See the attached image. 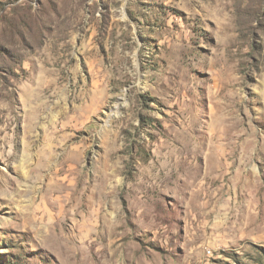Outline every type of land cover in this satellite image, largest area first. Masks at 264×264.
Instances as JSON below:
<instances>
[{"label":"rangeland","instance_id":"374dc122","mask_svg":"<svg viewBox=\"0 0 264 264\" xmlns=\"http://www.w3.org/2000/svg\"><path fill=\"white\" fill-rule=\"evenodd\" d=\"M0 264H264V0H0Z\"/></svg>","mask_w":264,"mask_h":264},{"label":"bare ground","instance_id":"6f19581e","mask_svg":"<svg viewBox=\"0 0 264 264\" xmlns=\"http://www.w3.org/2000/svg\"><path fill=\"white\" fill-rule=\"evenodd\" d=\"M35 123V122H34ZM32 124H33V122H32ZM53 153V152H52ZM52 153H50V154H52ZM54 154V153H53ZM45 155V154H44ZM48 155V154H47ZM53 156V155H52ZM47 157V159L45 158L43 161H45V160H48V161H50V157H51V155H48V156H46ZM52 160V159H51ZM48 161H46V162H44V163H48ZM45 165V164H44ZM103 182V181H102Z\"/></svg>","mask_w":264,"mask_h":264}]
</instances>
